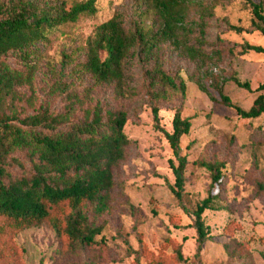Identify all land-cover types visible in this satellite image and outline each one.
I'll return each instance as SVG.
<instances>
[{"label":"rangeland","instance_id":"rangeland-1","mask_svg":"<svg viewBox=\"0 0 264 264\" xmlns=\"http://www.w3.org/2000/svg\"><path fill=\"white\" fill-rule=\"evenodd\" d=\"M73 1L84 0H69ZM211 1L189 0L185 31L177 43H160L152 60L135 56L127 61L124 99L116 98L114 85L97 86L92 92L96 100L110 108L123 107L127 111L124 131L130 139L126 160L114 169L109 212L97 219L103 226L96 237L102 251L68 257L63 242L44 224L18 231L0 264H153L159 257L167 264H194L197 234L191 227L193 217L182 210L171 191L175 184L171 161H177L169 141L155 127L152 112L147 70L154 67L156 60L177 84L180 80L185 83V94L170 86L159 84L156 88L160 93L161 127L173 131L178 109L192 122L190 134L181 140L182 154L189 161L185 186L188 207L195 208L208 196L211 175L200 163H227L220 190H213L220 193L223 209L204 213L210 238L203 247L202 264H264V190L260 192L258 187L264 183V114L258 119H242L233 108L214 102L195 82L202 79L212 96L220 99L205 76L212 74L234 104L250 109L259 95L256 89L264 84V54L243 53L242 45L264 47V37L258 31L237 33L230 28L253 29L251 5L245 0H233L215 6L207 18L206 35L200 39L201 13ZM138 8L146 6L138 0H97L95 15H84L76 23L56 29L42 47L36 94L32 96L27 88L21 92L31 97L33 105L50 102L52 109L61 113L65 103L49 89L58 79L51 67L59 71L65 53L83 62V47L98 25L120 13L127 27L132 26ZM146 24L151 27L158 22L151 16ZM186 47L197 49L199 56L192 59ZM8 62L17 66L15 58L10 57ZM234 78L249 82L251 90L239 87ZM83 79L85 85L93 86L88 76ZM31 106L17 104L19 110L28 113L32 112ZM180 245L185 262H178L175 255Z\"/></svg>","mask_w":264,"mask_h":264},{"label":"trees","instance_id":"trees-1","mask_svg":"<svg viewBox=\"0 0 264 264\" xmlns=\"http://www.w3.org/2000/svg\"><path fill=\"white\" fill-rule=\"evenodd\" d=\"M146 8L136 9L132 26L118 13L97 26L94 36L83 47L85 60L64 54L62 67L52 69L58 78L49 87L51 94L65 103L61 113L50 102L33 105L22 88L36 94L35 78L39 71L42 47L59 27L76 23L84 15L97 13V0H6L0 1V262L9 253L11 241L18 231L48 225L63 242L68 257H79L101 250L96 240L103 226L97 219L109 212L115 185L114 169L127 158L130 139L124 129L128 113L122 107L112 109L93 97L97 86L114 85L116 98L124 99L126 63L135 56L152 60L163 41L177 43L185 31L189 0H138ZM233 0H212L201 13L199 37L203 39L207 18L220 3ZM252 7L253 29L230 28L237 33L258 31L264 37V0H245ZM154 16L158 24L148 27L146 20ZM192 59L199 51L186 47ZM243 53L264 54V47L244 43ZM17 60L12 66L8 59ZM147 70L155 127L164 134L177 161H171L175 184L171 191L182 210L193 217L191 227L197 234L194 264H202V252L210 238V227L204 213L221 211L220 193H214L224 179L225 161L201 162L209 170L211 183L208 196L195 208L185 203L188 157L182 154L181 140L190 134L192 122L178 109L173 131L161 127L157 85L170 86L185 94V83L169 76L156 60ZM88 76L93 86L84 84ZM210 87L220 99L212 96L201 79L199 89L214 102L233 108L242 119H258L264 114V84L256 89L259 95L250 109L233 103L224 93V86L212 74H206ZM239 87L251 90L249 82L233 80ZM32 105V112L19 110L18 103ZM260 192L264 183L258 184ZM99 248V249H98ZM178 262H185L180 245L175 250ZM97 263V262H94ZM153 264H167L159 257Z\"/></svg>","mask_w":264,"mask_h":264}]
</instances>
